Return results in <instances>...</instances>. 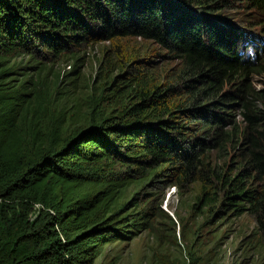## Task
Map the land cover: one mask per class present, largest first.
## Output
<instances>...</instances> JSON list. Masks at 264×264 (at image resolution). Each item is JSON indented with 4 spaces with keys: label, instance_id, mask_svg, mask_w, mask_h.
<instances>
[{
    "label": "trees",
    "instance_id": "obj_1",
    "mask_svg": "<svg viewBox=\"0 0 264 264\" xmlns=\"http://www.w3.org/2000/svg\"><path fill=\"white\" fill-rule=\"evenodd\" d=\"M233 8L264 17V0H0V264H93L145 231L177 248L154 264H209L245 212L264 248V39ZM169 187L198 217L183 246Z\"/></svg>",
    "mask_w": 264,
    "mask_h": 264
},
{
    "label": "rangeland",
    "instance_id": "obj_2",
    "mask_svg": "<svg viewBox=\"0 0 264 264\" xmlns=\"http://www.w3.org/2000/svg\"><path fill=\"white\" fill-rule=\"evenodd\" d=\"M231 13L237 19L236 22L241 20V24L244 23L241 27L251 29L256 35L264 39V33L259 25L260 22L264 21V17L261 14L258 15L255 13L249 16H243L241 11L236 8H233ZM100 46L101 44L95 45L90 54L91 58L82 67L84 73L89 77L94 75L96 71L100 57ZM256 86L260 87V84L256 83ZM162 208L174 220L177 240L183 246L184 243L181 238L182 226L184 225L185 231L188 230L189 225L194 230L196 225H192L189 218L194 217L195 220L198 217L193 214L194 212H192L194 216H190V212L184 209L186 207L181 204V200L176 195L173 187H169L166 190ZM176 213L183 217L182 223H180ZM255 223L254 214L249 212H245L239 217H235L227 222L223 227L224 232L222 235H225L222 238L223 243L211 252L213 257L209 264H264V248H259L258 250H247L246 248L247 242L255 241V236L251 234ZM156 247L160 250L163 248L169 249L170 253H177V248L175 247L159 246L158 241L152 234L145 231L131 240L116 241L105 245L93 264H154L152 254L156 251Z\"/></svg>",
    "mask_w": 264,
    "mask_h": 264
}]
</instances>
